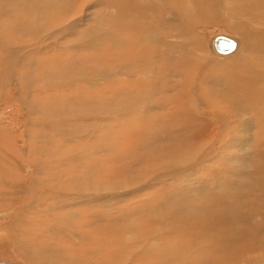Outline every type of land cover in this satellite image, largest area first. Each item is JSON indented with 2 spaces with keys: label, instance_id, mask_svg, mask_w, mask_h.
<instances>
[{
  "label": "rangeland",
  "instance_id": "374dc122",
  "mask_svg": "<svg viewBox=\"0 0 264 264\" xmlns=\"http://www.w3.org/2000/svg\"><path fill=\"white\" fill-rule=\"evenodd\" d=\"M84 1L43 0L26 8L19 1L0 22L4 32L8 21L23 15L29 21L33 15L43 28L16 32L13 41L6 30L8 36L0 41L13 45L15 40L28 46L23 51L32 50L30 98L44 107L42 116L53 117L48 127L39 113L32 127L23 120L20 101H13L9 89L21 72L0 89V152L5 156L0 155L11 160L24 146L29 152L21 157L22 169L13 160H0V167L23 189L31 186L30 178L35 180L37 196L34 214L27 205L30 211L18 218L17 208L30 200L23 195L13 205L2 201L0 243L13 233L4 225L21 216L16 228L42 247L44 259L24 260L15 251L2 253L0 264H232L242 257H263L264 77L246 73L249 65L259 69L262 64L235 62L239 46L224 57L209 46L214 34L239 38L245 27L264 35V20L257 19L264 10L228 8L222 13L228 22H221L211 15L214 0H192L206 16L195 15L199 7L189 10L190 0H175L172 10L187 34L166 22L169 7L152 13L159 0ZM145 20L157 43L141 40ZM81 39L94 43L80 46ZM65 65L87 71L93 80L79 81L70 68L68 80L56 76ZM41 73L49 80L43 82ZM65 106L74 113L58 116ZM216 111L225 115L226 127L233 126L221 138L223 122L214 121ZM46 135L51 146L45 150L41 140ZM182 157L189 160L179 165L182 171L163 169L154 173V181L148 179L162 162ZM7 190L0 183V198ZM76 195L83 200L61 206Z\"/></svg>",
  "mask_w": 264,
  "mask_h": 264
},
{
  "label": "bare ground",
  "instance_id": "6f19581e",
  "mask_svg": "<svg viewBox=\"0 0 264 264\" xmlns=\"http://www.w3.org/2000/svg\"><path fill=\"white\" fill-rule=\"evenodd\" d=\"M19 1H21L22 2V4H21V6L20 7H22V8H26V5L28 4H30L31 6H34V7H36V6H38V5H40V4H42L43 3V0H0V22H3L4 20H6L9 16H7L8 14H9V12H10V8H11V6L14 4V3H19ZM89 1H92V0H85L84 2L86 3V2H89ZM122 1H124V0H122ZM127 1H129V0H127ZM126 1V2H127ZM174 1L175 0H159V2H157L155 5H153V8H151V11H152V13H154V12H156L157 10H159L160 9V11L166 6V7H169L168 8V10L170 9V12H171V14L169 15L168 13V15H167V21L166 22H168V23H170L172 26H176L177 24L179 25V26H181V28H183L184 29V31L187 33V27H186V25H184V23H182V22H180V20H179V16H178V14L174 11V10H172V8H173V5H174ZM125 2V5L127 6V5H129V4H127ZM154 2V1H153ZM188 2V6L190 7V9L189 10H192V9H195V7H199V11H197L196 13H195V15L196 16H203V14L201 13L202 12V10H201V7L200 6H198V4H196V3H193V1L192 0H190V1H187ZM50 3V2H49ZM49 3H48V5H49ZM124 3V2H123ZM146 3V2H145ZM204 3V2H203ZM214 6H215V10H216V12H215V10H214V12H211L212 14V17H214V19L215 20H217V21H221V22H228L227 21V17L225 18V16H224V18H223V10H226V9H228V8H230L231 10H233L234 8H240L239 10H243L244 12H245V10H248V6H251V8H256L255 10H258V12H259V8H257V6H260L261 7V10H264V2L262 1V0H214ZM123 5V4H122ZM125 6V7H126ZM203 6V5H202ZM51 7V6H50ZM80 8V7H79ZM129 9H130V7H128ZM206 8V7H205ZM33 10V9H32ZM168 10L166 11V12H168ZM252 10V9H251ZM255 10H254V12H255ZM29 11V10H28ZM24 12V11H23ZM257 12V11H256ZM257 12V13H258ZM27 13V12H26ZM33 13V12H32ZM39 13V12H38ZM214 13V14H213ZM216 13H219V14H216ZM220 13H221V15H220ZM250 12H248V13H246L245 15H247V14H249ZM261 13H263V14H261ZM261 13H259V14H261V15H258L257 17V19L260 21V20H264V11H262ZM189 14H190V11H189ZM30 15H31V13H30ZM218 15H220V16H218ZM11 17H12V15H10ZM127 16V15H126ZM204 16H206V14H204ZM248 16V15H247ZM250 16V15H249ZM7 17V18H6ZM10 17V18H11ZM27 17H29V16H24L23 15V17L20 19V20H18V21H16V20H11L12 21V23L10 22V21H8V25H7V23L5 24V29L9 32V34H11V40L13 41V39H14V34L17 32V34L18 33H20V32H23V33H21V34H28L29 32H31L32 30H36V32L38 33L39 31H42V29L43 28H41L40 27V25L39 24H37L35 21H33V18L35 19V17L33 16V15H31L30 16V20L28 21L27 19ZM93 17V16H92ZM152 17H156V16H152ZM209 17V16H208ZM253 17H255V16H253ZM238 18H240V17H238ZM127 19V18H126ZM205 19V18H204ZM213 19V20H214ZM235 19V21H237L236 19L237 18H234ZM73 21H74V19H72ZM207 20V19H206ZM244 20V19H243ZM14 21H16L15 23H14ZM77 21V20H76ZM154 21V20H153ZM143 22H145V23H143L144 25H142L143 26V31H142V33H141V40L143 41V42H149L150 44L151 43H157L158 42V38H156V34H155V32H154V30H152L151 28H149L150 27V24L148 23V21H143ZM165 22V23H166ZM184 22V21H183ZM244 22V21H243ZM68 23V22H67ZM238 23H239V21H238ZM182 24H183V26H182ZM226 24V23H225ZM227 24H229V23H227ZM72 25V24H71ZM60 26V25H59ZM70 26V25H69ZM179 26H177V27H179ZM153 27V26H152ZM70 28H72V27H70ZM141 28V27H140ZM255 29V28H254ZM4 31V32H7V31ZM63 30V29H62ZM84 30V29H83ZM256 30V29H255ZM73 31V30H72ZM71 31V32H72ZM88 31V30H87ZM93 31V30H92ZM141 31V30H140ZM259 31V30H258ZM4 32H0V36L3 38V36H8L7 35V33H4ZM74 32V31H73ZM86 32V31H85ZM89 32V31H88ZM103 32V31H102ZM58 33V32H57ZM60 33H61V31H60ZM99 33V32H98ZM97 33V34H98ZM16 34V35H17ZM89 34V33H88ZM102 34V33H101ZM187 34H189V31H188V33ZM263 33H261V32H258V33H255V31L250 27V28H247V27H245V30L243 31V32H241V33H239V38L238 37H233V36H228V35H224V34H214V35H216V36H218V35H220V36H223V37H225V38H231L232 40H233V42H234V47H233V49L232 50H230L229 51V53H232L238 46H239V48H238V51H236V53H233V54H235V55H233V59L235 60V62H240V63H244V64H248L251 60H254V61H259V63L260 64H262L261 66H260V68H261V70H260V68L259 69H256V68H254L253 66H255V65H249L251 68L249 69V70H247L246 71V73H249V72H253L257 77H259V76H261V77H264V35H262ZM214 35L212 36V40H210L211 42H210V49H211V52L212 53H214V54H217L218 52H216L215 50H214V48H213V42H214V40H215V37H214ZM85 36V35H84ZM90 37H92V36H90ZM95 37V36H94ZM186 37V36H185ZM213 37H214V39H213ZM79 38H81V37H79ZM78 38V39H79ZM83 38H85V37H83ZM93 38V37H92ZM100 38V37H99ZM238 38V39H237ZM241 38V39H240ZM254 38V39H253ZM40 39V38H39ZM77 39V40H78ZM89 39V38H88ZM188 39H189V37H188ZM256 39V40H255ZM5 40V39H4ZM76 40V41H77ZM85 40H87V37H86V39ZM10 41V40H9ZM139 41V40H138ZM14 42L16 43V41L14 40ZM18 42V41H17ZM20 42V41H19ZM19 42H18V44H19ZM11 43H13V42H3V41H0V89L2 90V87L3 86H5V84H6V80L7 79H9V84H11L10 82V80H12L13 78H12V76H14V73H15V71H19V72H21V76H19L20 77V79H19V77L17 78V81H14L12 84H11V87L9 88V89H12V94H14V100L13 101H15V99H18L19 101H20V108L22 109V110H24V117H23V120L25 121V122H27V124H29L28 126H30V127H32L33 126V124H34V122H35V120L37 119V116L39 115V116H41L44 120H43V122L44 123H47V124H44V126H47V125H49V120H51L53 117H51L50 116V114H43V116H42V114L41 113H39L40 112V110H45L44 109V107H42V106H40L39 104H37V103H35V101L34 100H32L31 98H30V96H31V92H32V89H33V87H32V84H34V82H33V80H32V74H31V66H32V63H33V60H32V57H31V53H32V50L30 49V51L28 50H26V51H23V49H25V47H28V46H24V44L23 45H17V43L15 44H11ZM92 43H94L92 40L90 41H83L82 39H81V41H79V45L80 44H82V45H80V46H85V44H92ZM100 43V42H99ZM96 44V43H95ZM190 44V43H189ZM69 45V44H68ZM111 45V44H110ZM94 46V45H93ZM203 46V45H202ZM201 46V47H202ZM91 48V47H90ZM89 48V49H90ZM144 48V47H143ZM191 48V47H190ZM246 52H249V54L251 55L250 57H248L247 56V54H246ZM229 53H225V54H222V53H220V54H218V55H220V57H224L225 55H229ZM33 56V55H32ZM204 56V55H203ZM218 57V56H217ZM236 58V59H235ZM254 58V59H253ZM210 61V60H209ZM208 62V61H207ZM76 63V62H75ZM252 63V62H251ZM204 63H202V65H203ZM63 66V65H62ZM83 66V65H82ZM69 67V66H68ZM124 67V66H123ZM60 68V67H59ZM70 68V71H74V72H76V66H74L73 65V67H69ZM69 68H67L66 67V65L63 67V69L61 68V70L59 71V72H56L55 73V75L56 76H60L62 79H64V77H66L70 72H69ZM204 68V67H203ZM203 68L201 69V70H203ZM88 69V68H87ZM85 70V69H84ZM110 70H111V68H110ZM259 70L261 71V72H263V74L262 73H259ZM89 71V70H88ZM100 71V70H99ZM115 72V71H114ZM33 73V72H32ZM88 72L87 71H83V72H81V70H79V72H76V73H74V75L75 76H77V77H75V78H77V79H79V81L80 80H85L86 82H89V79H91V80H93V75H89V74H87ZM245 73V74H246ZM20 74V73H19ZM144 74V73H143ZM41 75H42V77H43V79H41V80H43V82H45V80L44 79H46L47 78V76H44L42 73H41ZM72 75V74H71ZM70 75V76H71ZM73 76V75H72ZM100 76H101V74H100ZM40 77V76H39ZM21 78H23V80H21ZM68 78V76L66 77V79ZM74 78V79H75ZM47 80V79H46ZM49 80V79H48ZM47 80V81H48ZM57 80H59V79H57ZM68 80V79H67ZM97 81V80H96ZM67 82V81H66ZM71 82H72V80H71ZM8 83V82H7ZM79 83V82H78ZM53 84V83H52ZM55 84H56V82H55ZM60 84L61 85H63L64 83H61L60 82ZM72 84V83H71ZM65 85V84H64ZM198 86H199V84H197ZM70 86V85H69ZM191 86V85H190ZM193 87H194V84L192 85ZM195 88V87H194ZM7 89H8V87H7ZM6 89V90H7ZM9 91V90H8ZM192 92V91H191ZM9 93V92H8ZM193 93V92H192ZM39 94V93H38ZM34 95V94H33ZM62 95V94H61ZM199 95V94H198ZM82 96V95H81ZM200 96V95H199ZM44 98H45V96H44ZM204 99V98H203ZM113 100V99H112ZM80 101V100H79ZM84 101V100H83ZM70 103H72V102H70ZM79 103V102H78ZM91 103V102H90ZM209 103H210V101H209ZM74 104H75V102H74ZM81 104V103H80ZM85 104H87V102L85 103ZM92 104H94L95 106L93 107L92 105H90V107L92 106L93 108H98V107H96V104L95 103H92ZM67 106V105H66ZM65 106V110H67V111H64V110H62V111H64V112H60V113H57V115L58 116H61L63 113H65V112H69L68 114H70V113H74L73 112V108L71 109L70 108V110L67 108ZM80 106V105H79ZM81 106H82V104H81ZM49 107V106H48ZM69 107V106H68ZM72 107V106H71ZM84 107V106H83ZM91 107V108H92ZM39 109V110H38ZM143 109V108H142ZM145 109V108H144ZM237 109V108H236ZM60 110V109H59ZM80 110H82V111H84L83 109H81L80 108ZM87 110V109H86ZM105 110V109H104ZM107 110H108V108H107ZM213 110V109H212ZM82 111H79L78 113L81 115V113H82ZM89 111V110H88ZM92 111V110H91ZM236 111V110H235ZM234 111V112H235ZM238 111V110H237ZM58 112V111H57ZM216 112H218L217 114H216V117L214 118L215 120L214 121H218L219 123H222V124H220V126L219 127H221V125H222V127H221V129H219V131H218V133L220 134V138L225 134V133H227V132H229L230 133V131H231V128L233 127H231L230 125H229V127H226L225 126V124H224V120H223V117L225 116L224 114H220V112L219 111H216ZM39 113V114H38ZM77 113V114H78ZM86 113V112H85ZM98 114V113H97ZM72 115V114H71ZM115 115V114H114ZM244 115V114H243ZM231 115H229L228 117H230ZM241 114H239V117L241 118ZM50 117V118H49ZM63 117V116H62ZM78 117V116H77ZM233 117V116H232ZM231 117V118H232ZM58 118V122H61L60 120H61V118H59V117H57ZM67 118V117H66ZM108 118V117H107ZM239 118V119H240ZM49 119V120H48ZM63 119V118H62ZM77 119V118H76ZM80 119V118H79ZM238 119V120H239ZM38 120H39V117H38ZM41 120V119H40ZM54 120V119H53ZM63 121V120H62ZM76 121V120H75ZM42 122V121H41ZM42 122V123H43ZM73 122H74V120H73ZM94 122V121H93ZM237 122V121H236ZM75 123V122H74ZM78 125V124H77ZM27 126V125H26ZM59 126V125H58ZM61 126V128H64L65 126H63V125H60ZM59 126V127H60ZM48 127V126H47ZM54 127V126H53ZM9 128V127H8ZM61 128H58L57 127V129H61ZM1 129H3L1 126H0V130ZM11 130H12V128H10ZM27 129V131H28V128H26ZM65 129V128H64ZM72 129V128H71ZM77 129H79V128H77ZM247 129V128H246ZM31 130V129H30ZM248 130V129H247ZM250 130V129H249ZM27 131H22L21 132V134L23 133V135H26L27 133ZM57 131V130H56ZM59 131V130H58ZM77 130H75V132H76ZM61 132V131H60ZM66 132V131H65ZM74 132V131H73ZM79 132V131H78ZM239 132V131H238ZM249 133L248 134H250V133H252V129L250 130V131H248ZM4 133L5 134H8L11 138H12V135H11V133H13V130H12V132L10 133L9 132V129H4ZM18 133H19V131H18ZM18 133H16V135H14L15 136V138L17 139V137H18ZM50 133V132H49ZM77 133V132H76ZM77 134H80V133H77ZM82 134V133H81ZM80 134V135H81ZM65 135V134H64ZM22 136V135H21ZM64 137V136H63ZM45 139H43V140H41V142L43 143V145H44V147L42 146V148L43 149H47V147L48 146H51V144H50V141H48L47 140V135H46V137H44ZM247 138V137H246ZM21 139V138H20ZM65 139V138H64ZM67 139H69V138H67ZM236 139V138H235ZM251 139V138H250ZM8 140V139H7ZM10 140V139H9ZM8 140V141H9ZM77 140V139H76ZM27 141V140H26ZM59 141V140H58ZM223 141V140H222ZM7 143V142H6ZM231 143V142H230ZM29 144V143H28ZM50 144V145H49ZM236 144V143H235ZM17 145V144H16ZM23 145V144H22ZM231 145V144H230ZM21 146V145H20ZM19 146V147H20ZM238 146V145H237ZM239 147V146H238ZM24 149H23V152L22 153H19L18 155H16V157H14L13 155L12 156H10V158H12L11 160H13V162H18L17 163V165L21 162V165L19 164L18 166V169L20 168V169H22V167H24L22 164H23V161H21V157L22 156H27L28 154L27 153H29L28 151H27V153L25 152V148H26V146H24L23 147ZM1 149V148H0ZM4 149V148H3ZM20 149H21V147H20ZM41 149V148H40ZM42 149V150H43ZM1 151H2V149H1ZM4 151V150H3ZM20 152V151H19ZM1 153V152H0ZM2 154V153H1ZM3 155V154H2ZM0 155V160H3L4 161V163L5 164H11L10 163V161L11 160H7V159H3V156H5V155ZM195 155V157H199V155H197V154H194ZM14 157V158H13ZM79 157V156H78ZM17 158V159H16ZM194 158V157H193ZM23 159H25L24 157H22V160ZM70 159V158H69ZM195 159V158H194ZM180 160H182V161H180ZM180 160H178V161H175V160H173V162H171V161H166V162H162L163 164H161L158 168H156L155 169V171H151V174H149V177H148V179L150 180V181H154V177H152L153 175H154V173L155 172H157V171H160L161 172V170H169V171H175V170H179V171H182V167H179V165L181 164H184V163H186L187 161H189V160H186V159H184L183 157H182V159L180 158ZM199 160V159H198ZM1 162V161H0ZM175 162V163H174ZM28 163V162H27ZM31 163V162H30ZM190 163V162H189ZM193 163V162H192ZM195 163V162H194ZM26 164V163H25ZM35 164V166L36 165H38V163H34ZM13 165V164H12ZM31 165V164H30ZM178 165V166H177ZM39 166V165H38ZM37 166V167H38ZM183 166V165H182ZM188 166V165H187ZM191 166V165H190ZM178 167V168H177ZM170 168V169H169ZM152 169V168H151ZM186 169V168H185ZM22 171H24V170H22ZM25 173H28V172H26L25 171ZM31 174V173H30ZM30 174H28V176L26 175V174H24V176L25 177H27V179L28 178H30L29 176H30ZM159 174V173H158ZM168 174V173H167ZM175 174V173H174ZM160 175V174H159ZM159 175H155V176H157V177H159ZM169 175V174H168ZM171 175V174H170ZM169 175V176H170ZM165 176H167V175H165ZM32 177V176H31ZM33 178V177H32ZM148 180V181H149ZM145 181H147V180H145ZM147 181V182H148ZM22 182V181H21ZM29 182L31 183L30 185L31 186H28V188L27 189H23V187H22V185L17 181V180H14V178H13V176L11 177V175H10V173H8L6 170H4V169H2L1 167H0V183H1V185L2 186H5L6 188H8V190L6 191V192H4V193H2L3 195H2V197L0 198V205H1V203H3L2 201H4L5 203H6V201L8 202H10V203H12V205H13V202L12 201H15L16 202V200H17V202L16 203H18V201L20 202V201H23V195H24V197L25 198H27V199H29L30 201H26V205H21L20 206V209H18L17 208V213L16 214H14L15 215V217L17 216V218H18V215H22L21 213H23V214H27V212H29L30 210L33 212V214H34V211L31 209V208H33L34 206H35V204H37V202H36V199H35V197H37V196H35L34 197V189H33V186L35 187V183H36V181L35 180H31V178H30V180H29ZM18 183V184H17ZM26 183H27V181H26ZM17 184V185H16ZM25 184V183H24ZM149 184V183H148ZM138 185V184H137ZM26 186V185H25ZM143 187V186H142ZM146 187H148L147 185H146ZM36 188V187H35ZM140 188V187H139ZM49 189H50V187H49ZM38 190V189H37ZM41 190V189H40ZM79 191V190H78ZM26 192V193H25ZM41 192V191H40ZM54 192V191H53ZM6 193H8V197L9 198H6ZM29 193V194H28ZM38 193H36V195H37ZM77 194H81V193H77ZM39 195V194H38ZM53 195V194H52ZM68 195V194H67ZM73 195V194H72ZM82 195V194H81ZM1 196V195H0ZM55 196V195H54ZM69 196V195H68ZM67 196V197H68ZM23 198V199H22ZM41 198V197H40ZM62 198H64V197H62ZM26 199V200H27ZM35 199V200H34ZM67 199H69L67 202H62V200H61V202H62V207L63 206H67V205H70L69 203H74V201L75 202H78V201H80V200H83V198H82V196H75V197H71V198H67ZM64 200H66V199H64ZM59 201V200H58ZM15 202H14V204H15ZM61 202H58V203H60L61 204ZM81 202V201H80ZM40 203V202H39ZM56 203V202H55ZM11 205V206H12ZM27 205H28V207H30V208H28V209H30V210H28L27 209ZM50 205V204H49ZM55 206V205H54ZM45 207V206H44ZM56 207V206H55ZM51 208V207H50ZM5 210V209H4ZM35 210H36V208H35ZM3 211V210H2ZM22 211V212H21ZM15 212V211H14ZM119 213V212H118ZM1 215H2V213H1ZM4 216V215H3ZM13 216V215H12ZM15 217H13L14 218V220H15ZM20 218H21V216H20ZM19 218V220L18 221H16L17 223H14V220L13 221H11L10 223H7V225H4V226H6V231L8 232V228H10L11 227V229H10V231L11 232H13V233H11V237L9 236V238H7V240L6 241H4V242H2V243H0V256L2 255V253H15V251H16V256L17 255H19L20 257H22L24 260H27V259H30L31 261L32 260H34L35 262L36 261H39L38 259H40V260H44L43 258H42V256H41V250H42V247H39V245H36L35 246V244H33V243H31L29 240V238H28V233L26 232V231H24V229H23V232H25V234L23 235L22 234V232H19V231H21V230H18V228H16V226H18V227H20V225H21V219ZM11 224H13L15 227H13V226H11ZM17 224V225H16ZM10 226V227H9ZM28 227V226H27ZM5 228V227H4ZM7 232H5V233H7ZM19 232V233H18ZM1 233V232H0ZM10 233V232H9ZM7 235V234H6ZM26 235H27V237H26ZM7 236V237H8ZM5 239V238H4ZM0 241H2V240H0ZM35 246V247H34ZM15 248V249H14ZM9 256L11 257L12 255H10L9 254ZM31 256V257H30ZM33 256V257H32ZM9 257V258H10ZM252 257V256H251ZM251 257H242L241 259H239L238 261H235V263H232V264H263L264 263V256L262 257V256H260V257H253V258H251ZM38 258V259H37ZM52 258V257H51ZM19 259V258H18ZM23 260V261H24ZM17 261V260H16Z\"/></svg>",
  "mask_w": 264,
  "mask_h": 264
},
{
  "label": "water",
  "instance_id": "95a60500",
  "mask_svg": "<svg viewBox=\"0 0 264 264\" xmlns=\"http://www.w3.org/2000/svg\"><path fill=\"white\" fill-rule=\"evenodd\" d=\"M213 44V48L218 53H229L234 47V42L231 38H225L223 36H216Z\"/></svg>",
  "mask_w": 264,
  "mask_h": 264
},
{
  "label": "crops",
  "instance_id": "0c3cea01",
  "mask_svg": "<svg viewBox=\"0 0 264 264\" xmlns=\"http://www.w3.org/2000/svg\"><path fill=\"white\" fill-rule=\"evenodd\" d=\"M226 30V29H225Z\"/></svg>",
  "mask_w": 264,
  "mask_h": 264
}]
</instances>
